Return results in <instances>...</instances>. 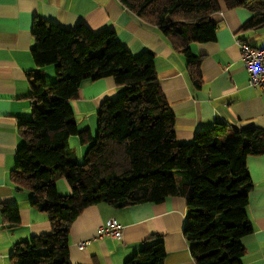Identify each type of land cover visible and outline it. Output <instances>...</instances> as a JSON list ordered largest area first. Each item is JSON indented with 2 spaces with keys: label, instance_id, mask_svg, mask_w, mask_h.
<instances>
[{
  "label": "trees",
  "instance_id": "1",
  "mask_svg": "<svg viewBox=\"0 0 264 264\" xmlns=\"http://www.w3.org/2000/svg\"><path fill=\"white\" fill-rule=\"evenodd\" d=\"M141 19L156 25L187 58L192 81L201 84L199 57L190 44L215 40L210 18L220 0H119ZM252 16L245 29L264 25V0H225ZM32 57L38 68L54 65L55 80L41 70L28 73L32 114L19 119L23 143L13 180L32 192V204L48 214L50 233L14 246V264H71L70 226L88 207L108 203L122 208L187 197L184 234L197 264H242L243 238L253 231L246 208L253 181L247 159L264 153V130L230 128L216 122L190 143L176 137L175 114L162 94L155 54L133 55L113 29L93 32L84 24L66 29L36 17ZM113 77L123 88L97 111V133L80 130L70 104L84 80ZM90 142L78 162L70 137ZM180 174L184 184L175 177ZM66 178L71 193L57 181ZM18 224V208L3 207ZM162 236H154L123 264H166Z\"/></svg>",
  "mask_w": 264,
  "mask_h": 264
},
{
  "label": "crops",
  "instance_id": "2",
  "mask_svg": "<svg viewBox=\"0 0 264 264\" xmlns=\"http://www.w3.org/2000/svg\"><path fill=\"white\" fill-rule=\"evenodd\" d=\"M219 5L210 16L217 24L215 40L190 44L192 53L199 57L201 84L196 86L186 56L174 47L171 38L119 0H0V264H14L16 243L52 230L48 214L32 204V192L20 188L12 176L17 168V150L23 143L19 119L32 114L28 73L39 69L48 81L56 77L52 66L38 68L33 60L34 19L41 17L66 29L84 24L95 33L113 29L133 55L153 51L162 94L175 114L177 140L190 143L198 131L208 130L216 122L230 128L264 130V90L249 84L238 44L264 46V25L245 29L251 11L230 8L225 0ZM122 90L113 77L84 80L78 96L70 101L79 129H89L93 136L92 122L86 125L82 119H91L105 99L116 97ZM82 124L85 128L81 129ZM89 145L82 142L79 156L77 147L72 149L78 162L83 161ZM247 165L254 184L246 208L253 231L242 240V264H264V153L249 156ZM178 183L184 184L182 176ZM57 185L63 195L72 191L66 178H59ZM5 206L18 208V224L4 218ZM186 215L184 195L122 208L108 203L92 205L70 226V263L123 264L152 237L162 236L166 264H197L184 234ZM111 217L124 225L123 236L98 237L99 226ZM87 240V246L80 249L79 244Z\"/></svg>",
  "mask_w": 264,
  "mask_h": 264
},
{
  "label": "built area",
  "instance_id": "3",
  "mask_svg": "<svg viewBox=\"0 0 264 264\" xmlns=\"http://www.w3.org/2000/svg\"><path fill=\"white\" fill-rule=\"evenodd\" d=\"M242 51V60L249 77V84L254 88L264 90V46H253L249 43L238 41ZM124 225L116 218H109L97 230L100 238L112 237L121 238L123 236ZM89 240L79 244L80 249H84Z\"/></svg>",
  "mask_w": 264,
  "mask_h": 264
},
{
  "label": "rangeland",
  "instance_id": "4",
  "mask_svg": "<svg viewBox=\"0 0 264 264\" xmlns=\"http://www.w3.org/2000/svg\"><path fill=\"white\" fill-rule=\"evenodd\" d=\"M49 66H52L53 68H54V65H49ZM46 67H48V66H46ZM54 70H55V68H54ZM55 80V79H54ZM48 81V80H47ZM86 119V121H84ZM83 120V122H87L86 123V125H88L89 123H91L92 122V126H93V137H95L96 136V133H97V113H95L94 115H92V118L90 119L89 117L87 118H84V119H82ZM84 127V125L82 124L81 125V129ZM85 128V127H84ZM87 128V127H86ZM74 137H76L77 138V140H72V139H75ZM71 138V140H72V142H71V147H72V149H74L75 148V146L77 147V152H78V156H79V154H80V150H82V149H80V147L82 146V142H81V138L77 135H73V136H71L70 137ZM90 142H86V143H84L85 145H87L88 146V144H89ZM91 144V143H90ZM90 146V145H89ZM87 148H89V147H86V149ZM88 150V149H87ZM82 159H83V156L81 157ZM83 161H84V159H83ZM82 161V162H83ZM175 177H176V179L179 181V177H180V174H175Z\"/></svg>",
  "mask_w": 264,
  "mask_h": 264
}]
</instances>
